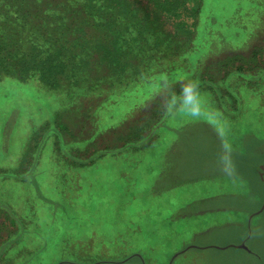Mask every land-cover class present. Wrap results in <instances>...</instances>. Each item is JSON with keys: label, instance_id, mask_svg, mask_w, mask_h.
<instances>
[{"label": "rangeland", "instance_id": "374dc122", "mask_svg": "<svg viewBox=\"0 0 264 264\" xmlns=\"http://www.w3.org/2000/svg\"><path fill=\"white\" fill-rule=\"evenodd\" d=\"M187 3L200 9L187 17L189 47L169 41L174 23L165 16L124 25L141 48L147 38L181 46L156 63L184 62V79L201 87L199 116L183 95L161 109V77L171 83L173 70L154 60L142 81L131 83L132 72L116 83L94 52L97 92L30 75L0 81V264H169L177 253L172 264H262L237 246L250 230L246 246L264 259V209L253 215L264 203L255 171L264 164V67L241 76L210 68L203 85L197 73L225 56L264 52V0ZM224 142L231 177L218 164Z\"/></svg>", "mask_w": 264, "mask_h": 264}, {"label": "trees", "instance_id": "16d2710c", "mask_svg": "<svg viewBox=\"0 0 264 264\" xmlns=\"http://www.w3.org/2000/svg\"><path fill=\"white\" fill-rule=\"evenodd\" d=\"M187 2L188 0H0V81L10 77L25 82L26 76L30 75L37 76L50 88H67L74 94L89 89L97 92L103 87L90 82L92 78L89 76L93 69H99V63L91 66V61L94 52H100L108 71L115 73L116 83L132 72H138L139 77L132 79L131 83L142 81L145 78L142 73L147 68L154 69L151 65L154 60L155 66L166 65L165 69L171 73L173 70L170 85L179 93L181 85L187 83L184 79L187 66L184 62H177L175 58L170 62L163 59L167 62L162 64L156 62L163 58V53L172 51L175 54L181 46L176 47L175 44L172 48L165 45L161 49L158 47L159 42L147 38L149 46L141 48L136 36L128 32L124 24H137L147 20L151 13L165 16L166 20L173 19L174 23L175 33L169 41L182 43L183 48L189 47L190 38L195 35V31L192 29L194 25L187 24V17L195 20L200 9L193 8L191 12ZM106 12H112L114 18L109 17ZM119 26H124L125 29L122 30ZM191 43L195 44L194 41ZM123 47L133 51L127 54ZM263 67L264 52L256 49L249 57L231 55L207 66L200 64L198 68L203 71L197 74L203 85L211 81L208 72L210 68L222 70L225 76H241L249 70ZM102 77L98 78V83H101ZM111 78L112 84H116L114 78ZM117 90L121 93L124 89ZM219 100L226 99L219 97ZM54 128L57 135L65 130L61 122H56ZM6 217L8 223L14 222ZM4 225L6 226L5 223H0V228ZM106 263L111 262L96 264Z\"/></svg>", "mask_w": 264, "mask_h": 264}, {"label": "clouds", "instance_id": "9594fccd", "mask_svg": "<svg viewBox=\"0 0 264 264\" xmlns=\"http://www.w3.org/2000/svg\"><path fill=\"white\" fill-rule=\"evenodd\" d=\"M162 83L159 85L160 92L157 93V99L160 101L162 110H167L174 98L183 95L186 110L192 116H199L203 110V102L200 95V87L198 82L189 81L183 83L180 92H175L174 88L170 85L166 77H161ZM223 155L219 157L218 164L222 166V171L226 176H233L235 173V166L232 159V147L229 143L222 144Z\"/></svg>", "mask_w": 264, "mask_h": 264}, {"label": "crops", "instance_id": "0c3cea01", "mask_svg": "<svg viewBox=\"0 0 264 264\" xmlns=\"http://www.w3.org/2000/svg\"><path fill=\"white\" fill-rule=\"evenodd\" d=\"M260 155V154H259ZM263 170V169H262ZM260 177V176H259ZM262 177H264V174H263V176ZM212 199H210V201H211ZM207 202V201H206ZM259 214V213H258ZM253 215H255V214H253ZM249 234L247 235V237H245V239H243V241L240 243V244H242V243H244L245 244V246H246V243L248 242V240H249V235H250V230H249V232H248ZM239 244V245H240ZM247 248H248V246H246ZM238 248V247H237ZM240 249H242V248H240ZM245 253H247V254H249V255H251L253 258H255L257 261H258V263H262V264H264V259L262 258V256L261 255H259V253L258 252H254L253 250H250V249H248V250H245V249H242Z\"/></svg>", "mask_w": 264, "mask_h": 264}, {"label": "water", "instance_id": "95a60500", "mask_svg": "<svg viewBox=\"0 0 264 264\" xmlns=\"http://www.w3.org/2000/svg\"><path fill=\"white\" fill-rule=\"evenodd\" d=\"M259 167H260L261 170H262V169L264 170V168H263L264 166H263V165H260ZM263 209H264V203H263V205L261 206L260 210L257 211V212H255L254 214H258V213H260ZM237 247H238V248L245 249V250H248V248L245 246L244 243L238 245ZM177 255H178V253L172 257V259L170 260L169 264H172L174 258H175Z\"/></svg>", "mask_w": 264, "mask_h": 264}, {"label": "flooded vegetation", "instance_id": "af4514ba", "mask_svg": "<svg viewBox=\"0 0 264 264\" xmlns=\"http://www.w3.org/2000/svg\"><path fill=\"white\" fill-rule=\"evenodd\" d=\"M259 154H263V151H261ZM262 162H263V159H262ZM264 166V164H262ZM260 166V165H259ZM257 166L255 171L257 172V174L260 176L261 179H263L264 177L263 174H264V170H261L260 167ZM264 168V167H263Z\"/></svg>", "mask_w": 264, "mask_h": 264}]
</instances>
